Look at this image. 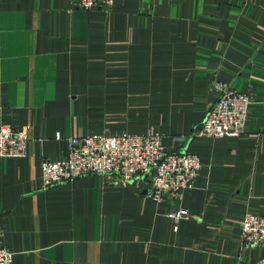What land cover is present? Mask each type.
<instances>
[{"label": "crops", "instance_id": "0c3cea01", "mask_svg": "<svg viewBox=\"0 0 264 264\" xmlns=\"http://www.w3.org/2000/svg\"><path fill=\"white\" fill-rule=\"evenodd\" d=\"M219 79L245 92L237 136L193 135ZM26 152L0 155V241L10 264H256L246 214L264 215V0H0V127ZM158 132L201 167L181 194L89 173L43 187L42 158L67 138ZM184 210L180 217L173 212Z\"/></svg>", "mask_w": 264, "mask_h": 264}, {"label": "built area", "instance_id": "2783aa9c", "mask_svg": "<svg viewBox=\"0 0 264 264\" xmlns=\"http://www.w3.org/2000/svg\"><path fill=\"white\" fill-rule=\"evenodd\" d=\"M114 0H77L78 7L108 9ZM217 97L193 135L221 137L237 136L244 130L249 105L245 92L219 79L212 81ZM27 134L24 129L0 127V155L22 156L26 152ZM67 154L54 160L42 158L40 172L43 187H50L79 176L114 174L124 182H150V193L161 198L164 193L181 194L193 185L201 167L196 154L188 150L166 151L160 134L153 129L145 133L94 132L67 138ZM184 210L173 212L175 218ZM243 245L264 243V215L246 214L241 225ZM13 253L0 241V264H10ZM256 264H264V257Z\"/></svg>", "mask_w": 264, "mask_h": 264}]
</instances>
